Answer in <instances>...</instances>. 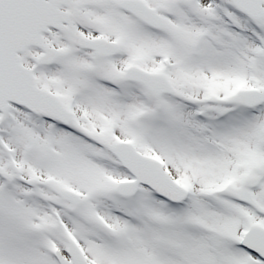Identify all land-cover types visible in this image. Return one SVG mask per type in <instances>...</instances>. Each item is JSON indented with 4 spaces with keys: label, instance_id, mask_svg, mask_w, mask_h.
<instances>
[{
    "label": "snow or ice",
    "instance_id": "6c2138e0",
    "mask_svg": "<svg viewBox=\"0 0 264 264\" xmlns=\"http://www.w3.org/2000/svg\"><path fill=\"white\" fill-rule=\"evenodd\" d=\"M0 264H264V0H0Z\"/></svg>",
    "mask_w": 264,
    "mask_h": 264
}]
</instances>
